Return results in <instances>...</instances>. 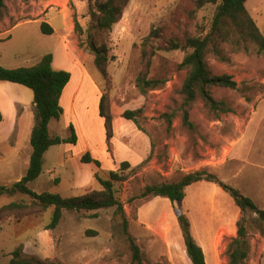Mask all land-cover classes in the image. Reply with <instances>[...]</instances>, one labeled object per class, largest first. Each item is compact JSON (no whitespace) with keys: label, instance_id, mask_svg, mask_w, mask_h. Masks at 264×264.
Returning a JSON list of instances; mask_svg holds the SVG:
<instances>
[{"label":"rangeland","instance_id":"374dc122","mask_svg":"<svg viewBox=\"0 0 264 264\" xmlns=\"http://www.w3.org/2000/svg\"><path fill=\"white\" fill-rule=\"evenodd\" d=\"M95 1L8 2V14L0 19V65L27 67L37 64L44 54L61 55L63 61L59 66L69 71L71 78L63 89L62 114L49 123L50 134L70 138L72 126L78 139L75 150H81L88 142L102 160L106 177L112 169L110 157H114L112 146L109 152L105 142L98 105L100 96L107 92L114 128L111 140L126 146L134 156L127 161L130 167L120 172L124 181L115 184V195L123 205L124 215L116 214L115 207L85 212L64 210L59 224L46 229L53 208L19 218L1 214L0 264H8L10 253L19 246L26 257L59 264H130L128 235L140 246L146 263L192 264L177 221L175 207L179 204L163 196L143 195L145 186L176 181L184 174L205 170L264 209V52L243 40L234 29L232 41L216 42L206 56L208 67L212 74L231 75L237 87L212 88L213 97L222 107L217 114L197 99L189 110L194 124L190 128L182 124L183 100L178 92L185 77V70L180 67L184 51L156 52L149 76L165 82L146 95L137 88L136 78L141 69V43L150 29L173 17L183 19L191 3L130 0L120 21L103 35L109 47L107 82L95 68L86 46V31L91 25L89 4ZM245 6L264 34V0H247ZM215 9L216 4L203 6L185 25L187 31L201 37L208 34ZM42 21L53 25L55 31L43 33ZM75 21L83 30L81 35L75 29ZM19 22L23 23L13 26ZM73 62L77 65L73 66ZM27 91L33 96L30 88ZM126 109L141 110L138 124L122 117ZM171 111L176 115L168 125L164 115ZM5 149L14 157L16 151L10 144ZM54 149L46 154L41 175L28 185L37 193L51 192L56 176L63 175L67 182L71 174L70 164L67 169L55 167L54 172L44 171L57 160L51 154ZM122 161L126 160L119 161L118 167ZM16 178L13 172L0 177V184L10 185ZM24 197L3 195L0 207ZM180 205L203 249L206 264H226L225 250L237 235L236 223L241 217L229 193L217 182L202 180L185 188ZM253 216L251 212L245 215L250 251L243 264H264V229L251 220Z\"/></svg>","mask_w":264,"mask_h":264},{"label":"trees","instance_id":"16d2710c","mask_svg":"<svg viewBox=\"0 0 264 264\" xmlns=\"http://www.w3.org/2000/svg\"><path fill=\"white\" fill-rule=\"evenodd\" d=\"M13 1L0 0V19L7 16L8 2ZM22 1L29 2V0ZM188 1L191 3V7L185 10L183 19L177 16L167 23L153 26L142 41L141 69L136 78V86L141 94L146 95L149 90L156 89L165 82V79L149 76L153 58L158 50L181 49L184 51L185 55L180 67L185 70V77L178 91L183 100L180 116L182 124L192 128L194 124L189 118V110L197 99H201L205 108L217 114L218 111L222 110V107L221 103L213 97L212 88L220 86L235 89L237 87V82L231 75L212 74L208 67L206 56L214 49L216 42L232 41L231 34L232 29H234L243 40L252 42L259 52H264V34L248 12L245 6L247 0ZM129 2L130 0H96L94 3L89 4L91 25L86 31L88 34L86 46L93 56L95 68L107 82L110 81L108 74L109 47L103 35L109 33L113 25L120 21ZM206 4H216L210 32L203 37L192 35L187 31L185 25L191 22L197 11ZM40 29L45 34L53 33L52 27L45 21L40 23ZM75 29H79L78 34L83 33L77 21H75ZM70 78L69 71L53 68L51 53L44 54L39 62L32 66L7 68L0 65V80L21 84L32 90L35 114L29 139L32 151L26 174L10 185L0 184V197L3 195L14 197L19 194L26 197L22 200L13 199L11 202L2 205L0 215H12L19 218L33 213H43L49 208H53L46 229H54L59 224L64 210L85 212L115 207L116 214L124 215L123 205L115 195V184L124 181L125 177L120 172L130 167L127 161L120 162L118 168L110 170L106 178L96 175L99 187L87 189L78 196L63 197L58 193H36L28 186L42 173L43 155L50 146L59 143L74 144L76 142L77 136L72 126H70L72 130L70 138H63L58 135L51 136L49 133V122L52 119H59L62 114L59 101ZM98 111L103 120L105 142L110 152V142L114 135V128L111 102L107 92L100 96ZM140 112L141 110L126 109L123 111L122 117L125 120H133L138 124L137 116ZM175 115L172 111L164 115L168 125H171ZM81 161H94L97 166L100 165L99 161L91 159L89 154H85ZM202 180L217 182L229 193L241 212V217L236 223L237 235L228 242L225 256L227 259L226 264H243L250 251L245 215L247 212L253 213L255 216L251 217V220L263 230L264 209L259 208L250 197L242 194L239 189L219 181L216 176L207 174L205 170H197L184 174L176 181L146 185L143 195L163 196L171 202L179 204L175 207L176 216L187 255L192 264H206L203 249L195 240L190 220L180 205L185 196V188ZM123 223L126 229V222ZM88 232L94 233V231ZM127 238L131 250L130 264H161L159 262H144L140 246L131 236L128 235ZM10 255L11 258L8 264H59L55 261H41L26 257L22 254L20 246L14 249Z\"/></svg>","mask_w":264,"mask_h":264},{"label":"crops","instance_id":"0c3cea01","mask_svg":"<svg viewBox=\"0 0 264 264\" xmlns=\"http://www.w3.org/2000/svg\"><path fill=\"white\" fill-rule=\"evenodd\" d=\"M20 23L23 22H19L16 25ZM47 23L52 27L53 31H55L53 25L49 22ZM57 54L52 53V66L55 69H62L59 65L63 60L61 55ZM73 64H75L73 66L77 65L75 62H73ZM27 90L28 87L21 84L0 80V177H4L9 174L11 175V173L14 172L17 176L15 181L20 180L26 174L32 151L29 139L34 125V107L33 96H31ZM63 92L60 97V103L64 99ZM51 136H56V134ZM77 142L78 141H76L75 144H55L50 146L44 153L42 172L44 169L46 154H48L52 148L55 149L51 154L56 155L57 160L52 167L45 168V172H54L55 167L67 169L69 168L68 164L72 167V171L68 176L67 182L65 179L66 177L63 178V175L61 174L54 178L53 187L55 186V188H53L54 190H50L51 193H58L63 197L78 196L83 194L87 189L99 187L96 175L106 178L107 174L103 172L104 165L101 162L102 160L93 152L91 145L87 142L81 150L76 151L75 146L77 145ZM7 143L10 144V146L16 151L14 157H11V155L6 153L5 145ZM110 145L112 146L111 148L114 157L113 159L110 155L112 169L118 167L117 164L119 161H128L134 157L133 153H131L123 144L116 143V141L111 140ZM85 154H89L93 160H99L100 165L97 166L94 161L82 162L81 158ZM12 160L14 161L12 162ZM105 166L110 168L107 164ZM12 167H14V171H12Z\"/></svg>","mask_w":264,"mask_h":264},{"label":"bare ground","instance_id":"6f19581e","mask_svg":"<svg viewBox=\"0 0 264 264\" xmlns=\"http://www.w3.org/2000/svg\"><path fill=\"white\" fill-rule=\"evenodd\" d=\"M66 99V98H65ZM69 102V100L67 99V101H66V103H68Z\"/></svg>","mask_w":264,"mask_h":264}]
</instances>
